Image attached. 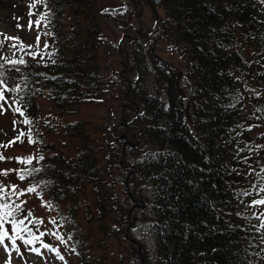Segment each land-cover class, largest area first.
<instances>
[{
  "label": "trees",
  "instance_id": "1",
  "mask_svg": "<svg viewBox=\"0 0 264 264\" xmlns=\"http://www.w3.org/2000/svg\"><path fill=\"white\" fill-rule=\"evenodd\" d=\"M92 2L43 0L50 41L44 52L16 50L18 92L34 97L45 91L58 110L72 112L80 102L101 96L108 79L125 82L116 95L125 126L118 133L123 140L119 151L125 143L141 149L125 181L139 171L136 179L149 180L153 197L155 251H148L144 237H128L138 262L150 257L152 264H263L262 236L253 225L260 211L253 201L263 197L256 179L264 182L263 2L130 0L135 8L149 6L156 16L161 5L159 28L181 57L162 58L122 30L117 47L125 59H120V69L109 72L98 68L102 41L108 37ZM65 8L70 23L64 22ZM113 18L117 26L125 23L118 10ZM65 126L78 136L75 145L66 143L68 153L51 147L46 159L41 152L35 179L52 181V194L69 188L72 200L92 182L98 213L105 217V151L88 143L83 122ZM122 209L128 223L130 209L126 204ZM69 213L73 220L74 209ZM75 250L79 264H99L79 244ZM119 250L116 259L126 264Z\"/></svg>",
  "mask_w": 264,
  "mask_h": 264
},
{
  "label": "rangeland",
  "instance_id": "2",
  "mask_svg": "<svg viewBox=\"0 0 264 264\" xmlns=\"http://www.w3.org/2000/svg\"><path fill=\"white\" fill-rule=\"evenodd\" d=\"M129 1L92 2L108 37L107 41H102V51L98 58L99 70L109 72L111 68L122 67L120 59H125L123 49L121 46L117 47L120 39H123L122 30L136 35L146 50L152 49L162 58H180L177 47L167 42L159 28V18L163 15L161 5L157 7L159 14L156 16L149 6L135 8ZM261 1L264 4V0ZM117 10L118 17L123 15L125 19L122 26H117L113 18V13ZM64 14V22L70 23L72 17L68 8L64 9ZM49 36L50 30L44 19L43 0H0V91H3L4 96V100H0V105H3L0 109V154L4 157L0 160V170H31L39 163V154L42 152L46 159L51 152L50 148L54 146L65 149L68 153L66 143L72 140L75 145L78 136H73V129L66 128L65 125L83 122L82 134L86 135L88 143L99 151H105L101 155V167L106 180L104 186L107 188L105 195L108 200L105 205L108 212L105 217L98 213L99 200L92 182L87 181L79 188L78 197L72 200L69 188L65 192L52 194L49 191L52 181L44 176L35 179L32 173L21 180L16 171H10L7 175L0 174V187L4 188V192L0 193V203L11 205L14 212L16 205H19L22 211L15 213L18 219L28 217L31 220L43 221L38 225L39 232L27 221L26 224L33 227L37 236L40 232L46 233L41 240L55 250L43 248L39 242L25 246L17 240L20 254L12 250L10 245L8 250L0 247V264H8L9 261L10 264H79L81 256L79 251L75 250L76 244H79L95 263L121 264L116 259L118 250L121 249L125 257L123 263L152 264L150 257H143L141 262H138L133 258L134 254L128 245L130 235L144 237L148 251H155L156 240L152 229L153 197L150 182L146 178H137V181L139 171L136 172L135 178L128 177L131 175L130 165L137 163L141 157V149L125 143L123 151L122 147L121 153L119 151L123 140L119 139L118 133L123 132L125 126L120 123L121 104L116 95L122 92L125 82L108 79V86L104 88L101 96L90 98L88 102H80L78 110L72 112L58 110L45 91L28 97L16 88L18 68L12 63L18 53L16 50L27 47L30 52H44L50 41ZM126 46L128 47L127 43ZM180 72V82L185 85V73L183 70ZM126 73L132 75L131 71ZM17 108L20 109L19 112L16 111ZM64 121L66 123L62 126ZM129 138L132 139L131 136ZM79 145L81 142L78 140L77 146ZM26 157H31L32 163L23 164L16 159ZM256 181L259 191L263 194L260 200H264V182L259 183V179ZM12 186H16L17 191L36 187V191L17 197L11 195ZM125 204L126 209H130L128 223L122 218L125 214L122 209ZM70 209H74L73 220L70 219ZM130 222L133 224L128 229ZM253 225L256 234L262 236L263 252L260 257L264 264V204H260V211L254 217ZM4 227L10 231L9 224ZM53 233H58L65 242L62 243ZM32 247L39 248L40 254L29 250Z\"/></svg>",
  "mask_w": 264,
  "mask_h": 264
},
{
  "label": "snow or ice",
  "instance_id": "3",
  "mask_svg": "<svg viewBox=\"0 0 264 264\" xmlns=\"http://www.w3.org/2000/svg\"><path fill=\"white\" fill-rule=\"evenodd\" d=\"M19 27V25H17ZM29 27H31V23L29 24ZM8 39H13L12 37H8ZM14 46V45H13ZM12 63H17V61H12ZM18 63H24L23 60L18 61ZM2 83V81H0ZM0 100H4L3 91H0ZM3 105H0V109H2ZM16 111H20V109H16ZM25 123H29V121H25ZM29 142H33L29 140ZM4 159L2 154H0V160ZM20 163L23 164H30L32 163L31 157L26 158H16ZM40 159H43V157H40ZM10 171H16L19 175V178L21 180L25 179L26 176L31 175L33 172H39V169H9V170H0V174L7 175ZM36 187H28L24 190L17 191L16 186H12V192L11 195H16L17 197L24 195L26 192H35ZM4 192V188L0 187V193ZM253 204H264V200H258L253 201ZM22 209L19 205H16L15 212L12 210V206L7 203H0V247H4L5 250L9 249V245L11 246V249L14 250L18 255L20 254V247L17 244V240H19L23 245L29 246L34 245L37 242L41 244L43 248H48L49 250H53L50 248V245L43 243L41 240V237L44 236L46 233L40 232L39 236L36 235V232H39V224H42L43 221L37 219V220H31L28 217L23 218H17L15 213L21 212ZM26 221L28 224H31L33 227H35L36 232L33 231V227H28L26 224ZM55 223V221H53ZM5 224H9L11 226L10 231L9 229H6L4 227ZM11 233V234H10ZM53 235L56 236L58 240H60L62 243H64V239L62 236H60L58 233H53ZM8 241L6 244L5 241ZM29 250L35 252L36 254H40V249L36 247H32ZM58 255V253H57ZM62 259V257H61ZM10 264V261L8 262Z\"/></svg>",
  "mask_w": 264,
  "mask_h": 264
}]
</instances>
